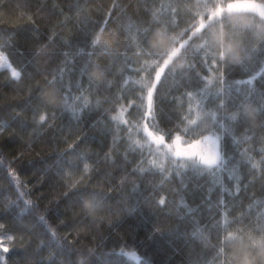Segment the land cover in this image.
<instances>
[{
  "label": "snow or ice",
  "instance_id": "snow-or-ice-1",
  "mask_svg": "<svg viewBox=\"0 0 264 264\" xmlns=\"http://www.w3.org/2000/svg\"><path fill=\"white\" fill-rule=\"evenodd\" d=\"M129 7L112 0L91 16L87 0H0V13L24 21L0 28L8 73L0 88L9 93L0 141L15 150L0 189V227L8 221L26 247L39 241L47 256L36 264H264V180L259 199L248 192L264 177V0H138L135 18ZM236 69L244 78H233ZM165 88L176 95L164 96ZM163 100L179 110L161 121ZM252 120L260 127L254 143ZM32 152L36 159L24 158ZM228 164L230 186L218 181L215 197L209 191L192 207L181 198L174 222L145 210V178H175L184 188L190 174L219 175ZM20 172L34 175L24 187L38 185L36 201L21 190ZM153 204L170 215L164 195ZM0 249L3 264L8 249Z\"/></svg>",
  "mask_w": 264,
  "mask_h": 264
},
{
  "label": "trees",
  "instance_id": "trees-1",
  "mask_svg": "<svg viewBox=\"0 0 264 264\" xmlns=\"http://www.w3.org/2000/svg\"><path fill=\"white\" fill-rule=\"evenodd\" d=\"M6 2L15 3V0H6ZM23 2V0H21ZM49 4L56 3L58 6L61 5H67L69 3H74L75 0H48ZM122 4L131 5L132 7L128 8V11L130 14L133 15V18H135V14L137 12V9L134 7L138 0H119ZM159 2V0H158ZM87 3L89 5V15L94 16L95 13V7L97 5H106L112 3V0H95V3H93V0H87ZM7 22V23H6ZM24 21L17 19L15 16L9 17L4 15L3 13H0V28L7 26L8 28L17 27L21 24H23ZM71 27V26H69ZM123 41L120 40L119 43L110 45V47L113 49L114 52H120L122 51V45ZM0 50H4L2 47H0ZM5 54L9 57V59L14 60L15 54L9 49L5 50ZM105 59L103 53L99 54L97 56V61L102 62ZM8 75L7 72L3 70H0V82H2L5 77ZM244 71L241 69H236L233 71L232 76L233 78H244ZM115 79V78H114ZM258 83V81H257ZM236 85H233V90L235 91ZM241 89H245L247 85H239L238 86ZM164 96L171 97L176 95L174 92H168L167 89H164L163 92ZM9 97V93L3 89L0 88V105L4 103V99ZM15 99V97H11ZM186 103V98H185ZM259 103V100L257 98H253V106H256ZM115 105L114 103L111 104H105L101 107V111L108 113L111 108H113ZM156 110L158 112V118L159 120L163 121L165 120L172 112L178 111L179 109L175 107L172 104H169L167 100H163L162 103H158L156 106ZM28 119L31 121V116L28 114ZM67 117L64 119V123H67ZM57 125L61 123V121L56 122ZM72 132H75V129L72 130ZM85 132L92 136L94 135V131L91 128H85ZM65 133L69 134V142H71V133H69V130L66 128ZM39 134V133H38ZM248 134L253 137L252 143H254L259 135H260V127L258 120H252L249 129ZM7 135V133H5ZM49 135L51 133L49 132ZM25 139L27 138V133L24 134ZM57 140L52 145V148H54L56 151L61 150L64 148V145L60 143V140L63 139V135L59 132V127H57ZM239 147H244L243 141L240 143ZM90 151L96 150V145L92 144ZM14 149L4 144L2 141H0V160L3 161L5 165L4 171L0 172V189H6L8 187V171H7V162L12 158V155L14 154ZM122 151V149L120 150ZM29 155L31 158L36 159L35 152H32L30 154H25V159L29 158ZM101 155H103V152H101ZM232 167L231 164L226 165L224 172L219 175H212L210 173L205 172L202 176H195V175H189L186 179V187L181 188L178 181L175 180V178L170 179H164L161 180L159 176L154 177H148L145 178L143 181V187L146 188L145 192V199L147 203H145L143 206L145 210H154L157 211L160 216V222L162 224H170L174 222V219L179 217V215L184 211L183 207H181L178 204V201L183 198L190 207L194 205H198L200 203V199L207 195L209 191H211V194L213 197H215L218 189H219V182H223L225 188H228L230 186V181L227 179V173L228 170ZM15 174V173H14ZM18 179L20 184L22 185L21 190L22 191H31V199L33 201H36L37 196L39 193L37 191H33L32 189L34 187H38V185L34 183H27V186L24 187L26 182L34 181L35 177L32 174V172H20L18 174ZM261 180H264V177L257 178L254 184L249 185L248 192L252 194V199H259L261 194L259 192V185L261 183ZM153 185H155V188H153ZM160 195H164L166 198V204L164 211L169 213L170 215L165 217L162 213H159L158 206L153 204L154 199H158ZM27 198V197H25ZM41 203V210H43V201ZM245 203H248V200H245ZM0 208H2V203H0ZM260 206L259 204H255L252 207L253 213L259 212ZM3 227H0V242H3V244L7 247L8 252L4 254V261L3 264H36V261L40 260L41 258H44L47 256L46 251H39L38 245L39 241H37L35 238L32 239V243L30 247H26L24 241L21 239L20 232L11 225L8 221H4ZM103 231V226L101 228ZM65 231H69L68 229H59V235L63 236ZM8 237H11L9 239ZM25 239H29V237H25ZM69 241L73 239L72 235L68 236ZM114 240H118V236L113 237ZM124 246L126 249H132L133 245L128 239V237L124 238ZM211 247V244H209V248ZM2 251V249H0ZM139 252V250H138ZM142 254V253H141ZM143 258L149 259L151 256H145L143 255ZM128 259V258H125ZM128 264H136V262L129 260Z\"/></svg>",
  "mask_w": 264,
  "mask_h": 264
},
{
  "label": "clouds",
  "instance_id": "clouds-1",
  "mask_svg": "<svg viewBox=\"0 0 264 264\" xmlns=\"http://www.w3.org/2000/svg\"><path fill=\"white\" fill-rule=\"evenodd\" d=\"M259 255L264 258V252L260 253ZM240 264H255V262L249 259L247 262L241 261Z\"/></svg>",
  "mask_w": 264,
  "mask_h": 264
},
{
  "label": "rangeland",
  "instance_id": "rangeland-1",
  "mask_svg": "<svg viewBox=\"0 0 264 264\" xmlns=\"http://www.w3.org/2000/svg\"><path fill=\"white\" fill-rule=\"evenodd\" d=\"M0 70H3V68H0Z\"/></svg>",
  "mask_w": 264,
  "mask_h": 264
}]
</instances>
